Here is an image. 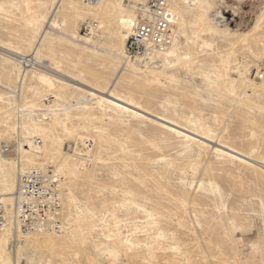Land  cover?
<instances>
[{
    "label": "rangeland",
    "instance_id": "rangeland-1",
    "mask_svg": "<svg viewBox=\"0 0 264 264\" xmlns=\"http://www.w3.org/2000/svg\"><path fill=\"white\" fill-rule=\"evenodd\" d=\"M53 1L0 0V44L38 45L98 94L23 78L0 54V168L16 178L39 147L36 162L66 163L65 231L5 239L2 264H264V0H204L218 33L198 29L201 12L172 15L178 49L146 74L124 52L134 0H103L90 35L85 0L47 22ZM85 138L90 164L66 153Z\"/></svg>",
    "mask_w": 264,
    "mask_h": 264
},
{
    "label": "built area",
    "instance_id": "built-area-1",
    "mask_svg": "<svg viewBox=\"0 0 264 264\" xmlns=\"http://www.w3.org/2000/svg\"><path fill=\"white\" fill-rule=\"evenodd\" d=\"M93 2L97 0H85ZM170 0H148L139 5L133 16L132 27L126 42L129 60L144 66L151 63L158 53H164L173 42L174 26L171 16ZM87 20L81 26L84 35H90L91 25ZM29 58L21 62L26 66ZM28 60V61H26ZM39 111L37 114H41ZM37 117V116H36ZM40 146L42 139H34ZM93 140L85 138L83 143L67 144L66 153H77L87 164L91 163L88 152L92 151ZM14 148L4 144L3 152L10 153ZM61 176L50 165L45 167H21L16 189V225L23 233L60 232L62 229V192L59 186ZM8 224V212L0 196V234Z\"/></svg>",
    "mask_w": 264,
    "mask_h": 264
},
{
    "label": "bare ground",
    "instance_id": "bare-ground-1",
    "mask_svg": "<svg viewBox=\"0 0 264 264\" xmlns=\"http://www.w3.org/2000/svg\"><path fill=\"white\" fill-rule=\"evenodd\" d=\"M147 1L148 0H134L135 4L133 5V7L137 9V5L144 6L147 3ZM115 2H116L118 7H121V1L120 0H115ZM203 2H204V0H170L171 16L173 15L174 19H180L183 16V14L188 12V11L189 12L198 11V12L202 13L200 21L198 23V29L199 30L206 31V32L211 31V33H212V31L215 33L225 31L224 29H220L219 27H217V25L219 26V24L215 23V18H212L211 16L208 15V10L206 7H204ZM61 3H62V0H54L52 2L48 12L44 15L43 20H46L47 22H52L54 15L59 11V9L61 7ZM84 3L87 7H90L89 8L90 12L87 13L88 15L85 16L86 21H87L90 19L89 16H93V17L95 16V15H93L94 10L100 8V6L103 3V0H97V1H93V2H84ZM102 13L104 15L107 14L106 10L103 8H102ZM119 14H120L121 20L124 21L125 15L122 13V11H119ZM109 20H111V19H109ZM93 22H96L97 24L94 25L90 22V25H91L90 34H92L97 28H99L100 24H102L101 18L100 19L97 18V20L95 19V20H93ZM38 25H40L39 29L42 30V28H43L42 24H38ZM35 26H37V25H35ZM77 34H79V33L77 32ZM74 37H77V35H74ZM83 39L87 40V37H84ZM177 46H176V37H175V32H174L173 42L169 46V48L164 53H158L157 57L151 63H146L144 66L138 65L137 63H134L131 60H129V58L127 57V54H126V50H124V52H125V55L128 59L129 65L131 64L130 67L133 70V72L135 74H139V73L146 74V73L153 71L152 67L169 65L171 62L170 58L171 57L174 58L175 52L178 49ZM125 47H126V43H125ZM0 54L5 56L6 59L16 63L20 67L23 78L28 72H31L32 74L37 76V78L43 84H46L49 87H53L55 85V82L57 81L60 83H64L66 85L73 86L74 88L86 91L88 93L98 94V91H96L97 89L92 87V85L89 84L88 82L81 80L79 78H76L75 76H73L72 74H70L69 72H67L63 68H61L60 65H58L56 62H54L50 59H44L38 45H35L33 43H29L27 50L23 51L22 49H20L18 47L12 48V47H8L6 45L0 44ZM122 54H123V52H122ZM27 56H31V57H29V59H28L29 61L26 60V61H28L26 66L25 65L23 66V64L21 62L25 63V61L22 59L27 58ZM44 62H46V63H44ZM128 62H127V64H128ZM223 65L225 67L227 66L226 60L224 61ZM230 90L234 91V89L232 87L230 88ZM27 136L28 135H26V137ZM36 138H38V137H36ZM29 139L30 138H28V141H27V139L25 138V141H26L25 144L26 145H31L30 144L31 142L29 141ZM32 143H33L32 145L35 144L34 141ZM4 144H9V143H4ZM4 144H3V146H4ZM9 145H11V144H9ZM3 146L1 148V151H2L1 154L2 155L8 154V153L3 152ZM12 147L15 150V146H12ZM40 148L41 147H39V151H35V152H33L32 155L26 157L25 160L27 163H30V165H25L24 162L22 161L23 159L21 157L18 159V162H16V178L13 175L12 170H10V169L6 170V168H0V183H1L0 184V196H1V199L3 200V202L5 203L6 208H7V212H8V224L5 227V229L2 231V233L0 234V263L1 264L4 263L3 260H4V258H6L8 256L9 251H10V243H9L10 240H5V239H7V238L9 239V237L11 238L12 236L18 237V235L21 236L23 234L28 235V233L21 232L17 228V225H16V210H15L16 189H17V184H18L19 169L21 167H36V166L45 167L46 165H50L54 168L55 172L59 176H61V182L59 183V186H60L61 192H62V200H63L61 218H62V222L64 220L63 214H64L65 195H64L62 180L64 177V169L66 167V165H65L66 163L63 160L64 157L60 158L57 165L53 162L52 158H50V159L48 158V159L41 161V162H36L37 156L42 155V152H43V149L42 148L40 149ZM53 150H54V148H51V154L54 155L55 152ZM19 162H22V163H19ZM21 164H23L24 166ZM65 227H66L65 225H62L61 229L65 231ZM60 232H58V233H60ZM18 233H20V234H18ZM42 233H48V232H42ZM55 233H57V232H55ZM29 234L36 235V234H41V233H29ZM107 247H108V245H107ZM107 247L104 248L105 250L108 251L107 255H109L110 257H113V258L119 257V259H120L121 253H120L119 248L112 247V246L108 247V248ZM110 259H112V258H110Z\"/></svg>",
    "mask_w": 264,
    "mask_h": 264
}]
</instances>
